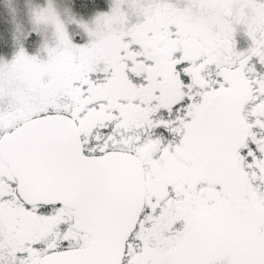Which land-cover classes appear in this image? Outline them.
<instances>
[{
	"label": "snow or ice",
	"instance_id": "obj_1",
	"mask_svg": "<svg viewBox=\"0 0 264 264\" xmlns=\"http://www.w3.org/2000/svg\"><path fill=\"white\" fill-rule=\"evenodd\" d=\"M0 264H264V0H0Z\"/></svg>",
	"mask_w": 264,
	"mask_h": 264
}]
</instances>
